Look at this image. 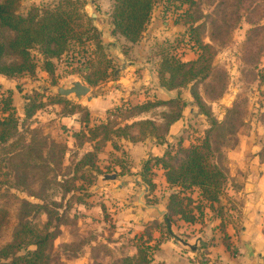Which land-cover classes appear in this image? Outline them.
Wrapping results in <instances>:
<instances>
[{
  "label": "rangeland",
  "instance_id": "1",
  "mask_svg": "<svg viewBox=\"0 0 264 264\" xmlns=\"http://www.w3.org/2000/svg\"><path fill=\"white\" fill-rule=\"evenodd\" d=\"M61 1L20 0L18 11L26 14L33 7L53 8ZM70 1L80 2L79 12L89 26L81 41H69L66 51L52 59L49 73L44 70L40 48H31L33 69L14 77L0 74V264L16 257H37L32 254L35 250L39 251L40 264H128L137 256L134 245L139 244L146 247L151 264H178L182 259L169 249L166 252H171L177 262L161 261L160 246L170 240L162 216H149L139 234L118 231L114 235L110 201L101 214L104 222L99 225L95 219L83 218L77 205L90 200L99 204L114 172H129L130 154L125 150L129 148L135 155L144 140L122 137L109 128L133 122L138 110L126 104L143 101V90L145 95L152 90L150 97L157 99L152 85L137 82L143 77L144 82L152 79V75L158 80L159 64L165 57L185 64L180 77L189 71L186 79L193 78L173 91L176 102L147 113L162 134L185 106L183 103L191 102V111L183 120L184 137H173L176 153L170 160L182 158L183 139L201 141L208 136L212 159L219 166L228 161L230 150L244 144L261 148L256 161H264V0H192L191 4L162 0L154 5L144 31L133 43L112 32L114 0ZM13 39L14 34L0 26L4 64L21 61L8 50ZM99 53L107 56L109 66L96 61ZM105 67V80L93 87L84 81L93 68ZM75 78L90 88L91 100L55 93L54 87H66ZM109 100L121 107L102 117L90 113V106L95 114L100 104H109ZM83 111L88 112L90 128L108 124L88 138L76 139L73 132H87L80 122ZM204 126L207 129L202 131ZM130 132L134 138L140 137L136 130ZM150 139L159 141L157 137ZM93 148L94 155L89 153ZM258 172L264 177V169ZM158 176H152L153 180ZM154 189L158 196L168 194L159 183ZM143 191L141 187L137 190ZM193 207H187V216H191ZM173 214L168 211L175 237L196 245L191 252L176 238L171 239L181 249L180 256L192 264H215L198 240H188L184 230L180 233L182 223ZM31 229L35 236L28 234ZM47 232L49 236L43 239ZM36 240L41 243L32 244ZM222 241L229 243L228 252L235 256L236 245L226 236ZM261 260L264 264V256Z\"/></svg>",
  "mask_w": 264,
  "mask_h": 264
},
{
  "label": "crops",
  "instance_id": "2",
  "mask_svg": "<svg viewBox=\"0 0 264 264\" xmlns=\"http://www.w3.org/2000/svg\"><path fill=\"white\" fill-rule=\"evenodd\" d=\"M147 79L148 80L144 82L143 77L142 79H138L139 81L137 83L141 85H152L154 87L153 91L158 95L157 99H174L175 96H173L172 93H174L173 91L176 89L166 90L161 87L159 82H157L158 80H156V77L153 75L152 79ZM150 92H152V90L148 91L145 95L143 90V96L146 97L139 103L152 100ZM119 100L120 98L118 101ZM117 103L118 102L115 103L112 100H109V104L102 103L100 104V108H97L95 114L92 112L93 108L91 106L88 109L94 116L102 117V114H105L108 109H112ZM190 104V100H186L183 103L185 106L182 108L181 116L170 124L163 140L156 141L150 138L145 139L143 142H140V150L135 155L133 154L134 156L129 152V148H126L125 152L130 154V170L126 175L114 172V174L117 175L113 174L114 176L112 178L110 177L109 181L106 182L108 185L104 187L105 193L100 197L101 204H97L96 200H90L88 203L80 202L77 205L79 206L78 209L81 211L80 214L83 215V218L86 217L87 221L95 219L99 225V223L104 222L101 214L103 210L109 206L108 204L110 201L112 204V213L110 214L112 218L111 223L115 227L113 229L114 235H117L119 233L118 231H126L128 235L139 234V232L144 229L143 224L147 222L149 216H153V214L162 216V225H165L168 229L166 230V235L170 238V240H164L160 246V255H162L161 261L165 263L173 259L177 262L175 256L172 257L170 254L172 252V254H178V257L185 260V264H192L189 259L180 256L181 249L171 241V239L176 238L180 243L179 239H181L175 237V226L170 222V217L168 215L170 195L173 192H179L180 188L170 186L166 181L165 170L162 166L160 164L154 165L150 171L152 173V182L154 185L156 183L163 185L164 189L168 191V194L164 192L161 196H158L154 188L149 191L142 182L141 171L143 164L147 160L161 157L165 152L175 155L176 148H174L173 145V137L178 135L183 136V120L187 119L186 115L191 111L189 108L191 106ZM141 118H149V116L143 114ZM205 129H207V127L204 126L202 131ZM198 141L197 138L196 141H184L183 139L182 143H180L181 146L186 149L191 144H195ZM185 142L188 144L185 145ZM260 151L261 148L255 144H244L243 146L237 145L228 152V161L223 164V166H220L224 170L226 179L222 188V193L216 201L208 202L203 200L197 188H192L181 193V196L186 195L191 198L194 209L189 211V214L192 216L191 221H187L181 218L180 215L175 214L180 219L179 222L182 223L181 226L183 229L180 233L184 230L189 236L188 240H198L200 246L205 247V251L209 253L208 256L211 259L213 258L212 261L215 264H261V259L264 256V177H260L258 170L264 169V161H256ZM148 157L151 159H147ZM180 157L183 158L184 155L180 154ZM153 159L151 160L152 162ZM118 162L122 163L121 160H118ZM156 173L159 174L158 180H153L152 176L154 177ZM119 176L123 178L118 181L117 178H119ZM139 187L143 188L144 191L138 193L137 190ZM104 188L101 190L104 191ZM131 201L132 203H130ZM197 203L199 205H196ZM165 218L168 219L170 226L167 225ZM223 236L228 237L229 241L236 245L237 254H235V256L231 255L228 249L223 245ZM183 240L186 241L185 239ZM180 246L182 248L187 247L183 244ZM247 246L252 251V255L247 250ZM187 248L189 251L193 252L189 247ZM134 249L136 251V245H134ZM167 249L171 252H166ZM212 249H215V251H212ZM243 253L245 254L243 255ZM215 259L218 260V263ZM182 260H178L177 263L183 264L179 262Z\"/></svg>",
  "mask_w": 264,
  "mask_h": 264
},
{
  "label": "trees",
  "instance_id": "3",
  "mask_svg": "<svg viewBox=\"0 0 264 264\" xmlns=\"http://www.w3.org/2000/svg\"><path fill=\"white\" fill-rule=\"evenodd\" d=\"M160 1L162 0H114L111 14L112 32L121 36L127 42H136L144 31L154 5ZM181 2L191 4L192 0H181ZM19 5L20 0H3V2L0 3V26L8 29L14 34V39L8 43V50L21 60L16 64H4L2 60L4 58L5 46L0 43L1 75L14 77L26 70L33 69L34 63L32 62L29 52L31 48H40L41 53L44 55V70L49 73L53 68L52 59L59 57L66 51L68 42L71 40L81 41L84 33L89 32V26L84 20V14L79 12L81 5L78 1L62 0L53 8L46 9L33 7L26 12V14L19 13ZM96 61L108 66L110 64L107 56L102 53H99ZM184 66L185 64L183 62L165 57L160 62L157 71L160 86L166 90H173L192 80V77L188 78V80L185 77L190 73L189 71L184 72L182 77H180L179 71ZM107 68L108 67L104 69L93 68L90 72L85 74L84 81L89 86H96L108 76V72H106ZM179 78L181 79L179 80ZM174 102H176V99H156L146 100L142 103L133 104L132 106L126 104V106L131 107V109L138 110L135 114L136 117L132 119L133 122L121 128H109V130L122 137L137 141L153 137L159 138V141L163 140L170 124L181 116L182 109L179 114L169 121L167 129L164 130L162 134L159 133L151 119L137 117L147 114L151 108L169 105ZM120 107L121 106L116 105L108 111L112 113V111H117ZM107 114L110 113L108 112ZM88 120V112L83 111L80 122L83 123L87 132H73L72 137L77 139L78 137L85 138L87 136L88 138L89 134L96 131L99 127L103 129L108 124L107 121V123L102 124V126H96L92 129L87 124ZM130 130H136V134L140 137L134 138L135 136ZM94 150L93 148L89 153H93L94 155ZM183 151L184 157L177 159L175 162L170 160L172 155L169 152H165L161 157L154 158L153 162L147 160L142 166L141 180L146 185L147 189L151 191L154 188V183L152 182L150 171L154 165L160 164L165 170L167 183L170 186L180 188L179 192H173L170 195L168 204L169 211L176 215H180L181 218L187 221H191L192 217L187 216L186 210L193 201L186 195L181 196V193L192 188H197L203 200L214 202L222 193L226 176L222 167L217 165L212 159V150L208 136H205V138L195 144H191L188 148L183 149ZM120 165H122V163ZM123 167L124 166H122V168ZM114 175H112L111 178ZM182 207H184V209ZM27 232L30 236L36 235V232L32 229L27 230ZM48 236L49 232H47L43 239ZM37 243L41 242L37 240L36 242H32V244L39 245ZM223 245L226 249L230 248L229 243L226 241H224ZM136 251L137 256L135 258L131 257L128 260V264H151L152 259L145 253L146 247H143L142 244L136 245ZM32 254L38 256L27 260H24L22 257H16L8 263L1 264H40L39 251H32Z\"/></svg>",
  "mask_w": 264,
  "mask_h": 264
},
{
  "label": "water",
  "instance_id": "4",
  "mask_svg": "<svg viewBox=\"0 0 264 264\" xmlns=\"http://www.w3.org/2000/svg\"><path fill=\"white\" fill-rule=\"evenodd\" d=\"M54 91L57 95L61 97H68L73 95L76 100H80L83 97H85L86 100L91 99V96H88L90 88L87 85L83 84L78 78H75L74 80L70 81L66 87H61V86L54 87ZM165 221L167 225L170 226L167 218H165ZM179 241L181 244L189 247L191 250H195L196 248L195 245H191L188 242L184 241L183 239H179ZM247 250L252 255V251L248 246H247Z\"/></svg>",
  "mask_w": 264,
  "mask_h": 264
}]
</instances>
